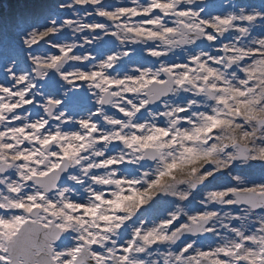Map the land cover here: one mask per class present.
<instances>
[{"label": "snow or ice", "instance_id": "snow-or-ice-1", "mask_svg": "<svg viewBox=\"0 0 264 264\" xmlns=\"http://www.w3.org/2000/svg\"><path fill=\"white\" fill-rule=\"evenodd\" d=\"M0 264H264V0H52L0 39Z\"/></svg>", "mask_w": 264, "mask_h": 264}, {"label": "rangeland", "instance_id": "rangeland-1", "mask_svg": "<svg viewBox=\"0 0 264 264\" xmlns=\"http://www.w3.org/2000/svg\"><path fill=\"white\" fill-rule=\"evenodd\" d=\"M251 2L258 3L259 0H251ZM30 12L24 8L22 13L20 15H16L13 17L11 16V19L9 16L3 17V15L0 16V39L4 37V39L7 41L12 37V28L17 22L19 18L22 16H25L29 14Z\"/></svg>", "mask_w": 264, "mask_h": 264}, {"label": "trees", "instance_id": "trees-1", "mask_svg": "<svg viewBox=\"0 0 264 264\" xmlns=\"http://www.w3.org/2000/svg\"><path fill=\"white\" fill-rule=\"evenodd\" d=\"M39 1L40 0H0V11L5 10L6 8H9L14 13H20L24 5L26 7L28 6L30 7L33 4L34 6H36ZM32 9H33V12L38 10V9H35V7H33Z\"/></svg>", "mask_w": 264, "mask_h": 264}]
</instances>
